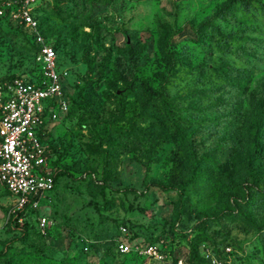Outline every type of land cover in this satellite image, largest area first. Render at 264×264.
I'll use <instances>...</instances> for the list:
<instances>
[{
    "label": "rangeland",
    "instance_id": "obj_1",
    "mask_svg": "<svg viewBox=\"0 0 264 264\" xmlns=\"http://www.w3.org/2000/svg\"><path fill=\"white\" fill-rule=\"evenodd\" d=\"M15 1L0 0V78L38 71ZM36 12L63 74L66 109L41 133L62 174L37 210L0 187V264H138L121 239L156 245L165 264L193 247V264H264V0Z\"/></svg>",
    "mask_w": 264,
    "mask_h": 264
},
{
    "label": "built area",
    "instance_id": "obj_2",
    "mask_svg": "<svg viewBox=\"0 0 264 264\" xmlns=\"http://www.w3.org/2000/svg\"><path fill=\"white\" fill-rule=\"evenodd\" d=\"M15 2L11 15L37 47L38 71L32 76L0 78V187L14 200L17 210H37L55 185V170L41 133L58 110L66 109V101L57 53L39 32L38 0ZM38 220L39 230L45 234L49 221L45 217ZM116 251L138 264L166 263L154 244L121 239ZM174 264L185 263L180 259Z\"/></svg>",
    "mask_w": 264,
    "mask_h": 264
},
{
    "label": "trees",
    "instance_id": "obj_3",
    "mask_svg": "<svg viewBox=\"0 0 264 264\" xmlns=\"http://www.w3.org/2000/svg\"><path fill=\"white\" fill-rule=\"evenodd\" d=\"M36 16H37V18H38V25H39V30H40V27H41V25L43 24L42 22H41V20L39 19V15L37 14V12H36ZM23 34L25 35V37H26V39L28 40H31V41H33L32 40V37L30 36V35H28L26 32H24L23 31ZM34 43V42H33ZM37 49V48H36ZM54 49V48H53ZM55 50V49H54ZM55 52H56V50H55ZM57 53V52H56ZM9 76H11V77H14V76H12V75H8V76H3V79H8V78H10ZM243 76H244V74H243ZM45 151L47 152V154H49L50 155V159H51V167L55 170V167L53 166V164H54V160H53V157H52V155L46 150V148H45ZM211 168H215V169H217V167H215L214 165H212L211 166ZM61 175L62 173H61V171H56L55 172V177H54V182H55V185H56V178H57V176L58 175ZM195 175L197 176H203V177H205L206 178V181L208 182V183H211L212 182V179L214 178V176H208L207 177V174L206 173H204V171H203V169H201V168H199L198 166L196 167V169H195ZM55 185H54V188H55ZM54 190V189H53ZM5 191V190H4ZM7 192V191H6ZM248 198V193H247V191H245V190H243V192H242V196L241 197H235V201L237 202V201H244L245 199L246 200H249V199H247ZM149 244H151V243H149ZM191 256H190V259H188L189 260V263L188 264H193V259H200V257H199V254H198V251L193 247L192 248V250H191Z\"/></svg>",
    "mask_w": 264,
    "mask_h": 264
}]
</instances>
